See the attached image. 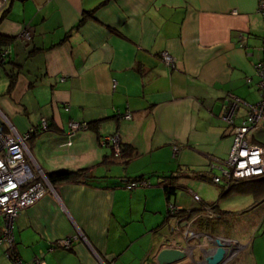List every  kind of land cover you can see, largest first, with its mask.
I'll list each match as a JSON object with an SVG mask.
<instances>
[{
  "label": "crops",
  "instance_id": "0c3cea01",
  "mask_svg": "<svg viewBox=\"0 0 264 264\" xmlns=\"http://www.w3.org/2000/svg\"><path fill=\"white\" fill-rule=\"evenodd\" d=\"M257 5L258 0L7 1L0 33L11 37L1 52L7 87L0 111L20 132L48 121L46 130L28 140L45 175L87 171L76 181L50 183L47 194L20 212L14 243L0 242V264H13L15 255L26 264H122L124 256L129 264H158V248L173 239L171 246L186 244L189 254L174 264H202L201 252L189 251L202 231L237 245L225 264H262L264 192L226 194L212 180L231 149L234 125L261 98L255 64L264 55V21ZM162 51L178 57L175 67L162 61ZM10 73L17 76L11 90ZM233 97L246 104H237L230 123L224 115ZM70 121L87 126L71 129ZM106 136H117L137 155L125 161L111 141L103 142ZM251 140L264 144V123ZM173 178L177 189L169 199L164 186ZM189 178L206 183L194 186ZM134 179L147 183L128 189ZM213 187L218 198L206 199ZM236 194L248 196L242 208L220 204ZM171 202L178 213H169ZM208 202L222 210L211 224ZM5 225L0 214V237ZM233 225L240 228L235 233ZM64 238H70L68 246L60 244Z\"/></svg>",
  "mask_w": 264,
  "mask_h": 264
},
{
  "label": "built area",
  "instance_id": "2783aa9c",
  "mask_svg": "<svg viewBox=\"0 0 264 264\" xmlns=\"http://www.w3.org/2000/svg\"><path fill=\"white\" fill-rule=\"evenodd\" d=\"M8 0H0V16L7 6ZM258 10L263 16L264 21V0H258ZM29 38L28 32L25 34ZM263 51H264V26H263ZM264 53V52H263ZM5 55V52H4ZM162 61L169 67H175L178 57L168 51L161 52ZM255 71L259 76L257 86L261 92V98L256 103L247 105V114L239 124L233 127L234 141L226 158L220 159V173L213 175L212 180L215 184L229 186L232 180L237 178L253 177L264 174V144L256 143L251 140L253 132L257 127L264 123V55L255 64ZM250 81V79H248ZM115 82V81H114ZM115 85V84H114ZM234 103L227 106L224 119L233 123V115L237 104L246 102L237 97L231 99ZM126 117H131L128 112ZM0 214L3 215L6 225L2 229L0 242L6 241L11 247L13 237V223L15 218L26 207L31 206L48 191L51 190V184L45 173L35 164L31 151L28 147V140L34 134H39L48 128V121L42 119L37 126H32L24 132L18 131L10 120L0 111ZM71 129H82L87 125L85 122L78 123L70 121ZM110 142L113 145L116 155L120 153L121 147L117 136H106L103 142ZM145 180H135L128 182L126 187L132 189L137 186H144ZM196 201H200V196L192 193ZM208 214H215L211 205L206 204ZM169 213H178L179 207L175 203H169ZM181 221L176 220L177 226ZM197 237L202 244L204 235L197 233ZM60 244L68 246L71 243L70 238H64L59 241ZM13 264H26L21 257L15 255ZM40 264H46L41 262Z\"/></svg>",
  "mask_w": 264,
  "mask_h": 264
},
{
  "label": "trees",
  "instance_id": "16d2710c",
  "mask_svg": "<svg viewBox=\"0 0 264 264\" xmlns=\"http://www.w3.org/2000/svg\"><path fill=\"white\" fill-rule=\"evenodd\" d=\"M10 37L11 36L0 33V56H1V52L4 49L5 44L7 45L9 43ZM0 63H3V62L0 61ZM9 76H10V90H11V88L16 82L17 76H16V73H10ZM120 147H121V150L117 156L123 157L125 161L130 160L137 155V152L128 143L120 144ZM86 171H87V168H81L79 170L59 169V170H54V171L46 173V176L51 184H55L57 182H63V181H76L80 179V176L85 174ZM135 180H139V179H134V181ZM164 189L166 191L167 197L170 199V197H172V195L176 193V189H177L174 178H173V181H171L170 183L164 186ZM221 189H223L222 191L226 192V194L227 192L231 190H238V191H248V190L256 191L257 190L259 192H264V174L256 175L253 177L234 179L229 184V186H226L225 184H223ZM207 204L212 206V209L214 210L216 214V218H213V219L209 218V220L206 221V224H211L215 219H217V217L221 215L222 210L216 205L217 203L215 202H208Z\"/></svg>",
  "mask_w": 264,
  "mask_h": 264
},
{
  "label": "water",
  "instance_id": "95a60500",
  "mask_svg": "<svg viewBox=\"0 0 264 264\" xmlns=\"http://www.w3.org/2000/svg\"><path fill=\"white\" fill-rule=\"evenodd\" d=\"M208 239V244L202 245L200 240H198L196 245L189 246L190 253H196L199 250L202 254V264H223L231 256L233 257L236 253L237 246L235 248L230 247L229 239L224 237L205 234ZM200 237V235H199ZM228 240V241H227ZM176 240H171L166 243L162 248H158L155 259L158 264H174L175 262L185 259L189 254L187 251V246H171Z\"/></svg>",
  "mask_w": 264,
  "mask_h": 264
},
{
  "label": "rangeland",
  "instance_id": "374dc122",
  "mask_svg": "<svg viewBox=\"0 0 264 264\" xmlns=\"http://www.w3.org/2000/svg\"><path fill=\"white\" fill-rule=\"evenodd\" d=\"M1 72H0V97L3 96V92L5 91L6 87H7V83H5V77L6 74H5V71L4 69L1 67ZM188 180V182H190V184L192 185L194 183V186H197V184L199 185H203V183H206V182H203L202 180H194L193 178H189V179H186ZM211 196L210 197H207L206 199H209V200H215L216 198H218L219 196V193H218V190L216 188L213 187V193L211 191ZM248 199V196H244L242 194H236V195H233V196H227L224 200H222L220 202V204L222 206H224V208L226 209H233V210H237L239 208H242L245 200ZM195 201V200H194ZM191 204H195L194 202H191ZM236 222V221H235ZM234 227V225H233ZM235 229H240V228H236L234 227V229H232V233H235L234 231H238V230H235ZM229 237V236H228ZM251 238V237H250ZM255 242L257 243H260L261 242V238L260 237H257L256 239H254ZM135 251L136 249H132L130 250V252H128L127 254L130 255L131 254V251ZM126 255V256H128ZM258 257L259 259L261 258V252L258 251ZM129 258H122V260L119 262V263H122V264H129L128 263V260ZM262 264H264V251H262Z\"/></svg>",
  "mask_w": 264,
  "mask_h": 264
},
{
  "label": "flooded vegetation",
  "instance_id": "af4514ba",
  "mask_svg": "<svg viewBox=\"0 0 264 264\" xmlns=\"http://www.w3.org/2000/svg\"><path fill=\"white\" fill-rule=\"evenodd\" d=\"M6 60L7 59L5 57H3V54H1L0 61L5 62ZM210 216H208L210 219L216 218V214H214V213H212V215H210ZM198 234L199 235H205V234L214 235V234H212L210 232H206V231L198 232ZM229 242H230L231 247L235 248L237 246L236 244L233 243V241L229 240ZM225 263H226V261L223 264H225Z\"/></svg>",
  "mask_w": 264,
  "mask_h": 264
}]
</instances>
